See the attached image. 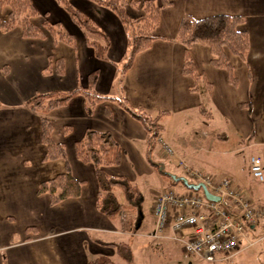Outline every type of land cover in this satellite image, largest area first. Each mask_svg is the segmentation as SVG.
<instances>
[{
  "label": "crops",
  "instance_id": "obj_1",
  "mask_svg": "<svg viewBox=\"0 0 264 264\" xmlns=\"http://www.w3.org/2000/svg\"><path fill=\"white\" fill-rule=\"evenodd\" d=\"M69 1L108 35L104 58L94 56L83 31L56 0H32L39 12L33 20L40 24L47 17L50 22L59 23L73 35V44L51 36L25 38L18 27L0 29V264H87L99 255L110 257L117 242L127 245V239L136 241L144 250L152 249L157 242H179L169 231L153 236L155 220L151 209V225L144 229L143 217L135 223L134 230L124 217L109 218L101 212L97 207L99 188L93 165L75 156L74 143L88 129L108 131L121 146L122 157L118 165L103 168L107 174L123 176L141 191L137 177L158 170L151 161L161 163L166 170L165 162L152 159L155 146L161 156L167 155L156 141L150 147L146 128L119 106L115 100L118 98H125L133 108L152 115L164 111L160 118L163 128L158 135L183 159L178 164L185 160L189 164L181 166L209 169L210 175L229 177L243 197L264 208V186L249 171L252 155H258L264 167V0H168L170 4L160 9L153 30L157 38L135 55L123 74L118 73L117 64L124 59L127 35L116 14L91 0ZM127 9L132 17L139 13L132 6ZM215 13L243 16L238 28L247 31L249 49L244 59L227 51L236 77L232 84L223 68L212 65L209 47L192 44L188 51L204 81L194 89L193 78L182 71L185 48L176 40L177 30L184 14L202 18ZM7 14L8 7H0V17L6 18ZM91 38L98 39L90 35ZM57 59L63 64L60 73L55 71ZM93 70L98 71L94 90L108 98L87 112L79 93L48 111L45 116L52 123V138L64 144L65 157L44 160L45 146L40 140L42 114L29 108L28 99L37 93L84 89ZM175 117L180 120L175 130L177 135H183V145L172 132H167ZM229 138L235 139L233 148L241 153L240 163L199 162L197 154H202L203 160L204 154L209 153L219 157L225 152L219 143ZM174 144H179V148ZM177 163L169 164L172 174ZM66 168L82 181L80 194L50 204L47 193L37 192L38 183ZM169 186L174 188L176 184L170 185L169 179H164L151 203ZM119 190L113 189L124 202L123 196L117 195ZM176 191L183 193L186 189ZM124 212L129 213L128 217L133 214L132 210ZM246 238L248 243L243 245L245 241H241L229 263L234 255L253 244L261 245L259 253L264 252V216L246 228Z\"/></svg>",
  "mask_w": 264,
  "mask_h": 264
},
{
  "label": "trees",
  "instance_id": "obj_2",
  "mask_svg": "<svg viewBox=\"0 0 264 264\" xmlns=\"http://www.w3.org/2000/svg\"><path fill=\"white\" fill-rule=\"evenodd\" d=\"M91 1L112 10L126 32L127 46L124 54V63L120 70V74H123L131 66L135 55L150 47L152 41L157 38L153 30L159 21L160 9L163 6L169 5L170 1ZM56 2L62 6L74 24L83 31L85 40L92 48L94 56L98 59L104 58L109 46L108 35L88 15L74 7L69 0H56ZM0 5L8 7L6 18L0 17V29L2 31L18 27L21 35L25 38H45L51 36L67 44H73V35L64 31L59 23L50 22L47 17H44L40 24L33 20L34 17L39 15V12L32 0H0ZM128 6L139 9V13L135 17H132L128 12ZM243 20L244 18L241 15L225 13L210 14L202 18H195L189 14L182 16L176 40L184 45L182 71L193 78L194 89L197 84L204 82L188 51L189 47L194 43L208 46L211 53L210 61L212 65L223 68L227 73L229 82L232 84L236 83L234 68L227 57V51L242 59L245 58L249 49L248 33L238 28V25ZM90 35L98 37L99 40L97 38L90 39ZM54 66L56 72H62L63 64L61 59H57ZM97 72V70H93L87 76L88 85L84 89L78 87L67 92L54 90L46 93H37L28 99L29 108L42 114L40 140L45 146L44 160L65 157V146L62 142H56L52 138V123L45 114L51 109L66 104L70 98L79 93L84 97L86 111L91 112L98 101L108 98L94 90ZM115 100L119 106L139 119L144 125L148 132V140L151 147L163 128L160 118L164 115V111L152 115L143 109L133 108L125 98ZM201 110L202 112L204 111L203 108ZM67 130L66 127L63 130L64 133ZM74 153L80 161L89 162L93 165L99 188L97 193L98 209L109 218H115L124 210H135L137 211L139 221L142 218L139 209L143 200L139 187L123 176H112L103 170L105 166L118 165L121 161L122 148L112 134L108 131L88 129L81 139L75 141ZM151 164L156 166L160 173L167 176L170 185L182 183L172 178L169 173H164L161 163L151 161ZM175 176L177 177V175ZM188 183L193 182L188 180ZM81 185L82 181L77 180L71 171L66 168L63 172L40 181L37 186V192L47 193L50 204H55L68 197H77L80 194ZM114 188L121 190L124 202L118 199L113 191ZM189 190L193 189L186 187V191ZM227 206L235 211L230 204H227ZM87 264H116V262L109 256L99 255L90 258Z\"/></svg>",
  "mask_w": 264,
  "mask_h": 264
},
{
  "label": "built area",
  "instance_id": "obj_3",
  "mask_svg": "<svg viewBox=\"0 0 264 264\" xmlns=\"http://www.w3.org/2000/svg\"><path fill=\"white\" fill-rule=\"evenodd\" d=\"M156 142L167 156L173 153L172 147L161 136L156 137ZM182 166L187 180L205 184L220 199L209 200L202 192L194 190L178 193L171 186L164 188L151 203V214L155 220L153 236L169 231L173 239L182 244L185 254L230 264L229 258L246 238V228L264 216V208L243 197L229 177ZM249 171L264 186V167L258 155L250 156Z\"/></svg>",
  "mask_w": 264,
  "mask_h": 264
},
{
  "label": "rangeland",
  "instance_id": "obj_4",
  "mask_svg": "<svg viewBox=\"0 0 264 264\" xmlns=\"http://www.w3.org/2000/svg\"><path fill=\"white\" fill-rule=\"evenodd\" d=\"M5 6V5H0V7ZM44 19V18H43ZM124 63V59H122L118 64V73L120 72L122 66ZM119 75V74H118ZM179 117H175L173 120H171L169 126L167 127V132L174 134L176 138L179 140V144L183 145V135L181 132H179L177 135L176 133V128L177 124L179 122ZM194 124L197 125V122H194ZM196 128H194L195 130ZM179 144H174V147L179 148ZM235 139L234 138H229L227 141H221L219 143L220 148L222 150H225V152L221 153L219 157L213 155V153L209 154H204L205 160L202 158V154H197L196 157H199V162H209L213 163L214 161L221 162L222 164L226 165H233L234 161L235 164L240 163L239 156L241 153L236 152L233 148L235 145ZM218 144L216 143V146ZM154 154H153V160L159 161V162H165L166 163V170L164 169V173H173V169L170 167V163H177L178 160H183L181 157L176 156L177 151H174L171 155L169 156H161L158 153V146L156 145L154 148ZM248 152V151H247ZM164 153V152H163ZM176 156V157H175ZM177 158V159H176ZM215 158V160H214ZM237 158V159H236ZM176 159V160H175ZM203 160V161H202ZM183 164L188 163V161H181ZM176 169L174 170V174H177V176H180L181 174H184V171L182 173V166L177 163L175 166ZM196 168L195 166H193ZM198 167V166H197ZM200 168H208V167H200ZM210 168V167H209ZM200 170V169H198ZM206 171H203L204 173H207L209 169H205ZM208 174V173H207ZM211 174V173H210ZM167 176L165 174L160 173L159 170H156L152 174H141L137 177V182L141 188L142 192V204L140 206V214H141V219H143V225L144 229L146 228L145 226H150L151 225V216H150V209H151V199L152 196L155 194V190L159 188L160 183L166 179ZM168 179V178H167ZM175 190L176 189H186V187L182 183H177L176 186H174ZM177 192V191H176ZM117 195L119 197H122V192L121 190L117 191ZM132 210V215L128 217L129 213L127 212L123 213V211L118 215L117 219H120V217H124L125 221H129V225L131 226L132 230L135 229V223L138 221L137 217V211ZM139 219V220H141ZM30 230V229H29ZM28 230V231H29ZM245 242L243 245H246L248 243L247 238L243 239ZM250 240H253L252 238ZM159 241V240H158ZM127 245H123L120 242H117L116 247L114 249L110 250L109 255L110 258L116 262V264H225L223 261H216V262H211V261H206L203 259H200L195 256L187 255L183 251V248L179 242H174V241H169L168 242H157L155 247H153L150 250H144L143 248L138 247L136 241L127 239L125 241ZM261 245H256L253 244L247 248H243L238 254L234 255L231 258V263L230 264H261V261H264V252L259 253Z\"/></svg>",
  "mask_w": 264,
  "mask_h": 264
},
{
  "label": "water",
  "instance_id": "obj_5",
  "mask_svg": "<svg viewBox=\"0 0 264 264\" xmlns=\"http://www.w3.org/2000/svg\"><path fill=\"white\" fill-rule=\"evenodd\" d=\"M170 174V173H169ZM172 178H174L175 180L181 181L186 187L193 189V190H199L201 189L204 196L209 199V200H213V201H218L220 199L219 196L211 193L205 184L203 183H188V181L183 177V176H175L174 174H170Z\"/></svg>",
  "mask_w": 264,
  "mask_h": 264
}]
</instances>
